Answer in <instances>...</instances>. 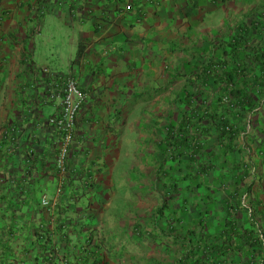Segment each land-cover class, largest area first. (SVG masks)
<instances>
[{
    "label": "crops",
    "instance_id": "crops-1",
    "mask_svg": "<svg viewBox=\"0 0 264 264\" xmlns=\"http://www.w3.org/2000/svg\"><path fill=\"white\" fill-rule=\"evenodd\" d=\"M263 5L264 0H0V264H177L188 249L187 229L223 232L235 218L240 233H264V98L253 113L239 117L240 135L225 157V145L206 149V159L212 156L225 165L223 176L230 175L220 179L224 187L217 186L221 191L210 194L207 205L201 200L196 207L182 194L164 195L163 201L156 195V206L146 212V198L138 191L127 197L115 174L129 163L123 158L129 128L143 138V155L152 156L149 162L137 159L133 168L141 164L140 173L154 174L156 163L157 172L162 120L179 121L172 93L208 58L211 43L229 42L224 28ZM66 74L87 96L59 196L58 136L47 121L61 101L48 100V92ZM243 167L249 174L241 178ZM151 174L152 184L159 183V174ZM245 186L252 187L237 197L238 206L230 191ZM46 194L53 202L49 209L40 202ZM165 200L161 217L157 209ZM245 208L256 210L253 220ZM166 216L184 223L170 236L161 232ZM135 230L147 231L137 246ZM248 258L239 251L229 261Z\"/></svg>",
    "mask_w": 264,
    "mask_h": 264
},
{
    "label": "trees",
    "instance_id": "trees-1",
    "mask_svg": "<svg viewBox=\"0 0 264 264\" xmlns=\"http://www.w3.org/2000/svg\"><path fill=\"white\" fill-rule=\"evenodd\" d=\"M251 12V20L248 13L235 25L227 26L226 38L229 42L226 40L227 43L224 42L219 47L217 43H211L208 58L194 73L186 77V94L184 98L180 97L182 100L177 99L181 117L176 124L169 121L166 126L167 132L162 141L163 158L159 161V175L164 174V177L178 181V184L166 183L165 195L168 198L172 197L173 192L188 188L194 191L192 200L197 198L193 202L200 208L201 200L205 205L208 203L210 194H206V189L221 191L217 186L222 188L223 181L226 180H222L219 185L220 179L226 175L230 176L228 173L223 176L222 169L226 167L214 161L212 156L211 160L206 159V153L203 151L208 147L211 133H214L219 145L226 146L225 153L231 150L240 135V118L253 113L264 98V5L262 9ZM174 170H179V175L171 176ZM246 170L247 168L243 167L241 178L248 176L249 172ZM180 180L188 181V187H179ZM211 180L213 186H210ZM251 187H237L230 191V196L236 197L235 200L238 201L237 197L241 198ZM241 203L238 201V206ZM167 207L165 200L158 207L157 213L162 217ZM178 209L181 208H176ZM243 211L250 216L248 220H253L252 216L256 210H253L252 214L248 208ZM230 214L229 216L235 217L237 212L232 211ZM165 218L161 232L166 236L176 233L184 225L179 219L171 220L169 216ZM235 221V218L230 220L229 228L223 232L218 230L214 234L203 232L202 229H187L188 249L183 253L181 260H177V264H232V261H229L230 254L239 251H245L249 255V258L240 264H264L263 231L258 230L256 233L245 230L240 233L236 229ZM203 222L200 221V224ZM146 233V230H135L132 238L138 239L146 236ZM186 237L187 235L184 236L183 242Z\"/></svg>",
    "mask_w": 264,
    "mask_h": 264
},
{
    "label": "rangeland",
    "instance_id": "rangeland-1",
    "mask_svg": "<svg viewBox=\"0 0 264 264\" xmlns=\"http://www.w3.org/2000/svg\"><path fill=\"white\" fill-rule=\"evenodd\" d=\"M243 2H245V0H243ZM259 4V3H258ZM219 10V12H221L222 13V11H220V9H218ZM246 14H248V12L246 13ZM246 14H244V15H242L241 16V18H243ZM240 18V19H241ZM250 18H252V16L250 17ZM225 29V35L224 36H226L227 37V34H226V32H227V28H224ZM193 34H197L196 33V31H195V29H193ZM196 59H194V61H195ZM191 64L188 62V63H185V68H186V70H189V66H190ZM191 67V66H190ZM180 86V85H179ZM184 88H185V85H184V87H183V89L181 90V88L179 89V87H178V91H174L172 94L173 95H176V97H177V99H179V100H182L181 98H184V96H185V94H186V92L184 91ZM145 92V91H144ZM148 92L146 91L145 92V94H147ZM145 94L144 95H140V96H142V97H144L145 96ZM181 97V98H180ZM163 108V110H165L164 108H166V106H164V107H162ZM162 110V111H163ZM180 110L181 109H177L176 110V112H175V114L177 115V117L178 118H180L181 117V112H180ZM165 114V112H163L162 113V116L161 117H163V115ZM165 116V115H164ZM143 123H144V121H142ZM143 123H141V124H143ZM173 123H175V118H174V121H173ZM162 124H164L165 125V129H167V125L169 124V119H168V117L167 116H165L164 117V119L162 120ZM130 129V134L127 136V140H126V148H125V151L126 150H128V152L127 153H125V154H123V158L125 159V163H127V162H129V163H127V164H124L123 165V168L121 169V172L120 173H117V172H115V174H116V177H117V181L119 182V184H122V186H121V188H122V193H124L125 195H128L127 197H130V196H132V194H131V191H133V192H136V191H138L139 192V194H141L142 196H144L145 198H146V200H145V207L147 208L146 209V212H147V210L149 209V206H152V207H154V206H156V204H157V200H158V198H156V197H158V196H156V195H159L160 196V199L163 201V199H164V195H165V192H166V188H165V185H166V183H169V184H178V181H174V180H172V179H170V178H166V177H164L165 175L164 174H160L159 175V177L156 175V174H159V171L158 170H160V168L159 169H157V172H156V167H157V165H156V163H155V170H154V174L152 173V171H150L148 174H153L154 176H157L156 178H159L160 179V181H159V183L156 181V179H155V183L154 184H152V182H154V181H151V179H150V176H148V174L147 173H142L143 171H141V173L139 172L140 170H137L138 169V167H141V164H138L137 165V167H134L133 168V165H134V162L138 159V160H145V158H146V161H148L152 156H150V155H148V154H145V155H143V152H141V151H143V149H142V143H143V138H140V137H136L134 134H135V129H131V128H129ZM163 132V131H162ZM166 132L167 131H165V132H163L165 135H166ZM165 135H163V136H161V140L163 141L164 140V137H165ZM214 136V133H211L210 135H209V142H208V147L207 148H205V151H203V153H205L206 152V149H209V148H216L219 144H218V139L217 138H215V136ZM156 145V148L160 151L161 150V152H160V159L162 160V158H163V154H162V149L164 148V145H162V144H157V143H155ZM138 145V146H137ZM146 150H147V145H146ZM225 150V148L223 147V149L221 150V152H222V157H225L226 155H224L225 153L223 152ZM215 151V150H214ZM220 152V153H221ZM207 158V157H206ZM219 158V156L217 157V159ZM229 159V160H228ZM157 160V159H156ZM227 160H228V162L227 163H232V161H233V159H231L230 157H227ZM149 162V161H148ZM154 162H155V159H154ZM169 163H170V161L167 163V167H168V165H169ZM132 166V167H131ZM223 166H225V165H223ZM182 167V166H181ZM147 169V168H146ZM152 174H151V176H152ZM177 175H179V170L178 171H175L174 170V172H172L171 173V176H177ZM141 178L142 179H144V180H141ZM133 181V182H132ZM132 182V183H131ZM135 182V183H134ZM188 181H183V180H180L179 181V187H181V188H185V187H188ZM152 185V186H151ZM211 186V185H210ZM120 188V189H121ZM193 188H195L194 186H193ZM188 188H185V189H182L180 192H173L172 193V196H174V195H178V194H182V195H186L187 197H189V199H190V201H192V196H193V193H194V191L192 192V190H187ZM209 188H207L206 189V194H214V195H217V193L219 192L217 189H216V191L215 192H213V190H210ZM199 193V192H198ZM148 196H150V197H148ZM154 196V197H153ZM142 198V197H141ZM170 199V198H169ZM197 199V198H196ZM195 199V200H196ZM195 200H193V201H195ZM194 203V202H193ZM180 209H178V211H179ZM151 211V210H150ZM180 211H182V210H180ZM205 212V211H204ZM199 223V222H198ZM218 228V227H217ZM133 244L135 245V246H137V244H138V239L137 238H134L133 239ZM138 248H139V250H142L143 248H142V245L141 244H139V246H138ZM118 254H123V252H124V248H121V249H118ZM245 252V251H244ZM133 260H136V258H132Z\"/></svg>",
    "mask_w": 264,
    "mask_h": 264
},
{
    "label": "built area",
    "instance_id": "built-area-1",
    "mask_svg": "<svg viewBox=\"0 0 264 264\" xmlns=\"http://www.w3.org/2000/svg\"><path fill=\"white\" fill-rule=\"evenodd\" d=\"M127 9L131 4L126 5ZM86 92L78 85L74 76L66 74L60 81H54L49 88L48 100L60 99V106L56 113L49 117L47 123L58 136V148L55 160L56 175L59 177L57 194L61 193L65 180L69 175L67 162L70 156V148L74 140L76 121L85 100ZM42 204L49 206V199L44 196ZM60 258L64 256L60 253Z\"/></svg>",
    "mask_w": 264,
    "mask_h": 264
},
{
    "label": "clouds",
    "instance_id": "clouds-1",
    "mask_svg": "<svg viewBox=\"0 0 264 264\" xmlns=\"http://www.w3.org/2000/svg\"><path fill=\"white\" fill-rule=\"evenodd\" d=\"M63 191V190H62ZM57 193V192H56ZM61 195V193H59V196ZM44 196H46L48 199H49V206H44L43 204H42V198L44 197ZM42 198H41V205L43 206V207H45V209H49L50 208V206H53L52 204H53V202H52V200L50 199V197L46 194V195H44ZM45 237L46 238H48L46 235H45ZM59 255H60V253H58ZM60 257V256H59Z\"/></svg>",
    "mask_w": 264,
    "mask_h": 264
}]
</instances>
